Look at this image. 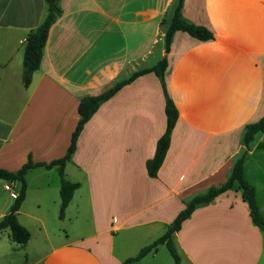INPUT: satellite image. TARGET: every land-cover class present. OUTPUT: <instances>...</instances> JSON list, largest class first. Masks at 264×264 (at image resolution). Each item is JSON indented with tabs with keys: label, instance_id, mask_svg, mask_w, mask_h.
I'll list each match as a JSON object with an SVG mask.
<instances>
[{
	"label": "crops",
	"instance_id": "crops-1",
	"mask_svg": "<svg viewBox=\"0 0 264 264\" xmlns=\"http://www.w3.org/2000/svg\"><path fill=\"white\" fill-rule=\"evenodd\" d=\"M176 1L60 0L62 14L25 86L19 45L25 51L47 2L0 0V168L17 171L30 155L43 162L63 157L81 99L163 57L179 110L152 177L146 161L167 122L159 77L143 74L103 102L66 165L65 177L80 186L63 217L57 167L29 170L18 218L31 237L17 245L27 264H123L164 234L191 198L224 183L244 152V175L264 214V173L246 166L253 153L264 155V131L244 143L246 125L264 115V0H185L184 18L216 37L199 41L178 31L167 51ZM7 184L21 188L19 181H0V219L14 203ZM174 244L185 264H264V232L236 188L198 205ZM161 246L133 264H169Z\"/></svg>",
	"mask_w": 264,
	"mask_h": 264
},
{
	"label": "trees",
	"instance_id": "trees-1",
	"mask_svg": "<svg viewBox=\"0 0 264 264\" xmlns=\"http://www.w3.org/2000/svg\"><path fill=\"white\" fill-rule=\"evenodd\" d=\"M184 1L185 0H177L175 3L171 21L165 34V45L167 51H170L173 37L178 31L186 32L199 41H211L216 37L215 33L206 25L196 24L184 18L182 13ZM46 2L48 12L44 21L39 27L33 30L26 39L23 60V81L25 86H28L31 83L33 73L40 67L51 27L57 18L62 14L60 0H46ZM167 68L168 59L167 57H163L154 66L134 71L127 78L116 81L112 86L99 94L84 96L78 106V112L80 115L79 121L72 133L71 143L68 150L63 157L54 159L50 162H43L34 161L30 155L27 162H25L17 171L0 168V178L10 182H21L18 197L15 198L9 212L0 219V235L4 230L9 229L12 240L20 246H24L29 241L31 232L20 222L18 218V211L26 198V175L29 170L35 167H57L61 176L60 217L64 216L65 209L73 198L75 190L80 186L79 182L70 181L65 177V168L77 149L78 139L85 125L97 112L103 102L114 96L123 86L133 82L136 78L148 72H154L161 81L165 95V114L167 119L165 132L157 142L154 155L146 161L148 174L152 177H156L169 149L172 130L179 118V110L169 93L165 77ZM261 131H264V115L258 121L251 122L246 125L244 143L249 145V143L255 138V135ZM245 156L246 153L244 152L237 158L230 176L224 183L219 186H211L206 192L191 198L186 203L185 208L178 213L173 222L168 226L164 234L148 245L143 246L136 255L127 258L123 264L135 263L150 252L157 250L158 246L161 244H165L167 246L176 264H183L181 255L174 244L175 232L181 229L183 222L191 216L198 205L209 203L220 194L233 188L241 191V197L248 204L249 213L253 222L264 232V214L262 213L258 203L256 188L245 178L244 175Z\"/></svg>",
	"mask_w": 264,
	"mask_h": 264
},
{
	"label": "rangeland",
	"instance_id": "rangeland-1",
	"mask_svg": "<svg viewBox=\"0 0 264 264\" xmlns=\"http://www.w3.org/2000/svg\"><path fill=\"white\" fill-rule=\"evenodd\" d=\"M20 50L18 51V56L22 55L24 52V45H19ZM260 152L253 153L252 155L249 156L246 162V166L248 170L252 171L253 169H260V173L257 172L258 174H263L264 173V155L259 154ZM58 170L54 168V175H57ZM58 175H60L58 173ZM0 181H5V179L0 178ZM10 183V181H8ZM5 191V190H4ZM10 197V192L6 191L5 193ZM61 197V196H60ZM12 200L13 202L15 201V198H8ZM61 223V222H59ZM18 244L14 242L10 236V230L6 229L4 230L1 235H0V264H27L25 262V255L26 252L22 248H19L17 246ZM160 257L164 259L166 262H169V264H176L175 260L170 253L169 249L167 246H161L160 247ZM183 264H185V261H183Z\"/></svg>",
	"mask_w": 264,
	"mask_h": 264
},
{
	"label": "built area",
	"instance_id": "built-area-1",
	"mask_svg": "<svg viewBox=\"0 0 264 264\" xmlns=\"http://www.w3.org/2000/svg\"><path fill=\"white\" fill-rule=\"evenodd\" d=\"M6 187H7L8 189H11V190H12V193H11V194H12V197H14V198H17V197H18L19 192L16 191L15 189H13V188L11 187L10 184H7Z\"/></svg>",
	"mask_w": 264,
	"mask_h": 264
}]
</instances>
